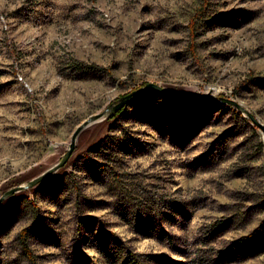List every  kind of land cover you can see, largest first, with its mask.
Returning a JSON list of instances; mask_svg holds the SVG:
<instances>
[{
	"label": "rangeland",
	"instance_id": "1",
	"mask_svg": "<svg viewBox=\"0 0 264 264\" xmlns=\"http://www.w3.org/2000/svg\"><path fill=\"white\" fill-rule=\"evenodd\" d=\"M147 83L235 100L264 124V0H0V196ZM23 230L33 264L127 250L145 264H264L263 134L231 106L147 92L0 204V264H30Z\"/></svg>",
	"mask_w": 264,
	"mask_h": 264
},
{
	"label": "water",
	"instance_id": "2",
	"mask_svg": "<svg viewBox=\"0 0 264 264\" xmlns=\"http://www.w3.org/2000/svg\"><path fill=\"white\" fill-rule=\"evenodd\" d=\"M147 92H153L162 96H165L167 98H172L177 101H183V102H215L218 104H224L233 107L236 109L240 114L244 115L245 118L249 119V121L257 127L261 133L263 134L264 137V124H262L255 116L253 113H251L247 108H245L243 105L238 103L235 100L225 98V97H219L217 100H209V99H199L195 97H190V96H183L179 95L176 93H173L171 91H168L167 89L154 84V83H147L143 87L121 97L116 104H111L108 106L105 110L102 112L90 116L87 120H85L82 124H80L76 130L73 132L71 141L69 144L68 149L66 150L65 154L61 158V160L56 163L54 166L49 168L48 170L42 172L40 175L34 177L33 179L29 180L25 184L19 185L17 187L11 188L4 192L0 196V204L5 201L7 198L15 195L18 192H22L24 190H28L30 188H33L40 183H42L45 179L50 177L53 173L61 169L66 165V163L69 161L71 158L75 148H76V143L77 139L80 136V134L87 129L90 125L98 122L99 120L103 118H111L113 115L121 112L125 106L133 102L135 99L141 97Z\"/></svg>",
	"mask_w": 264,
	"mask_h": 264
},
{
	"label": "trees",
	"instance_id": "3",
	"mask_svg": "<svg viewBox=\"0 0 264 264\" xmlns=\"http://www.w3.org/2000/svg\"><path fill=\"white\" fill-rule=\"evenodd\" d=\"M190 28H191V33H192L193 28H194L193 23L190 24ZM76 69H78L79 71H89L90 69H92V67L91 66L76 65ZM27 233H28V230H23L21 232V234L19 236V245L21 247V252H22L23 257L30 264H33L34 260H35V255L33 254V252L30 250V248L28 246ZM254 233H251V235L246 237V238L240 239L239 242L238 241L236 242V244L240 247L248 245L250 243V239L252 238ZM159 237H160V239L165 237L166 239H168V241H170V243H172L173 238L170 236H166V234H161V236H159ZM144 258H148V256L136 254V253L128 251V250L124 251L123 253H120L115 258L108 257L109 261H111L112 264H145L144 260H143Z\"/></svg>",
	"mask_w": 264,
	"mask_h": 264
}]
</instances>
